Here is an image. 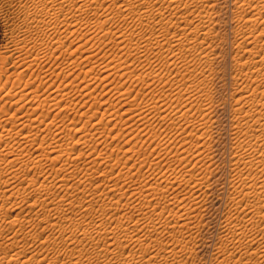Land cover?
<instances>
[{
  "label": "bare ground",
  "instance_id": "obj_1",
  "mask_svg": "<svg viewBox=\"0 0 264 264\" xmlns=\"http://www.w3.org/2000/svg\"><path fill=\"white\" fill-rule=\"evenodd\" d=\"M234 8L231 194L215 264H264V0ZM0 9L14 51L0 65V236L12 231L0 264H186L214 171L213 0ZM38 241L51 256L25 247Z\"/></svg>",
  "mask_w": 264,
  "mask_h": 264
},
{
  "label": "rangeland",
  "instance_id": "obj_2",
  "mask_svg": "<svg viewBox=\"0 0 264 264\" xmlns=\"http://www.w3.org/2000/svg\"><path fill=\"white\" fill-rule=\"evenodd\" d=\"M234 6H235V0H213L212 33H213V40L215 42L212 40L214 43L212 42L213 47L212 46L211 47L213 49L215 58L213 59V64H212L214 67V74L212 76V82H210L209 84L210 85L209 86V93H210L209 96H210V100L212 101L211 105L213 106V112L211 116L212 117L211 118V128L212 129L210 128L212 132L211 131L210 132L213 133L215 131L216 133L214 132L213 135L211 134L212 140L211 141L209 140V144L212 145V148L210 145V149L212 152L211 167L214 168V171L210 175V178H209L210 185L206 189V192H207L205 194V197H206L205 208L206 209L203 211L204 212L203 215L201 217H198V219L200 218L199 220L202 224L201 223H199L200 225L198 224L199 226L197 229L196 245L193 248L194 252H193L192 257L187 260L186 264L187 263L188 264H215L217 247L219 246L220 237L223 234V223L225 220L224 218H226L227 212L230 206L229 196L231 194L230 175H231V162H232V148H231L232 147V135H231L230 130L232 126V119H231L232 118V107L234 104L232 90H233V87L235 86L232 75L235 71V67H234V57L235 56L234 55L236 53V48H235L236 37L234 33V24H235ZM19 23H21L20 20H19ZM9 28L10 27L7 24L5 18L2 17L1 15V9H0V55H1L0 59L4 60V62L3 60L0 61V65L1 63H6V62H7L6 63L7 65H10V62L12 61V57L14 55V51L12 48L13 46H11L12 43L8 39V38H11ZM32 32L34 31L32 30ZM9 51H10V54H9ZM6 54H8L7 57H6ZM76 54H79V53H76ZM56 61L53 64V67L54 65H56ZM9 69L10 71L13 70L11 66H9ZM96 83H100L99 78L96 79ZM102 85L103 84H100V86H98L97 91H99L102 88ZM106 97L107 96L102 95V92H101L98 95V100L104 99ZM75 100H76V97H75ZM101 107L103 106L99 105L98 110H101L104 108V107L103 108ZM118 107L119 105L117 106V108ZM97 115H99V113H97L95 117H97ZM107 125L109 126L110 124H107ZM119 126L125 127L124 124L119 123L118 126L114 128L113 131L115 132ZM123 133H125V130H123ZM75 135L76 134L72 136L75 137ZM122 135L119 136L118 138H115L112 141L111 146L115 145L116 143H118L119 145H122L123 140L125 139V137L122 138ZM70 145L72 146L71 147L72 151H77L81 148V146L74 145L72 143H70ZM149 151L150 149H147L146 153H148ZM24 206H25V203L19 204V209H17V212L21 210ZM15 212L16 211H12V210H10V212L7 211V216H8L7 218L10 220L11 216H13ZM7 218L5 222H7L8 220ZM6 232L7 230H4L1 232V235L3 234L2 236H0L1 238L0 248L1 249L2 247L3 248H7V246L9 247V244L5 241H3L4 242L3 243L2 240H5L6 236L8 235H12V231L11 233L8 231L9 233L8 235L6 234ZM36 232L37 233L42 232V228L39 227V225H37ZM45 233H46L45 231L42 232L41 237H43ZM30 240L29 238L27 239V241L31 243ZM21 243L22 242H20V244ZM33 245L31 246V244H25V247L30 248V249L34 247L32 248L33 250L35 249L37 250L40 248L39 250L43 249L41 251H43L45 254L47 253L49 254V255L47 254V256L52 255V253L50 252L51 250L48 249L47 245H45L46 248L43 247L44 245L41 248V243L39 241ZM44 249H48L50 251L44 250Z\"/></svg>",
  "mask_w": 264,
  "mask_h": 264
}]
</instances>
